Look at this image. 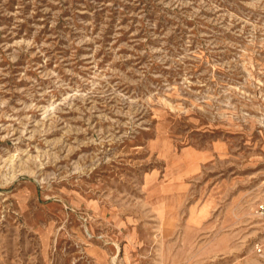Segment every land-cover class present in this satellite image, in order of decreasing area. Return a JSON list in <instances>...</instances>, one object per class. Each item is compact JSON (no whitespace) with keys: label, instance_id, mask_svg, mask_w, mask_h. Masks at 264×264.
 I'll use <instances>...</instances> for the list:
<instances>
[{"label":"rangeland","instance_id":"obj_1","mask_svg":"<svg viewBox=\"0 0 264 264\" xmlns=\"http://www.w3.org/2000/svg\"><path fill=\"white\" fill-rule=\"evenodd\" d=\"M262 199L264 0H0V264H264Z\"/></svg>","mask_w":264,"mask_h":264},{"label":"built area","instance_id":"obj_2","mask_svg":"<svg viewBox=\"0 0 264 264\" xmlns=\"http://www.w3.org/2000/svg\"><path fill=\"white\" fill-rule=\"evenodd\" d=\"M257 214L259 215L260 218L264 219V199L260 200L257 203V210H256ZM258 250H261V247L258 246Z\"/></svg>","mask_w":264,"mask_h":264}]
</instances>
